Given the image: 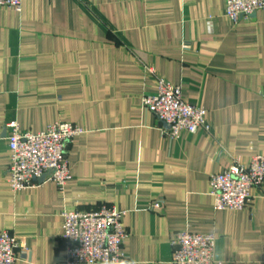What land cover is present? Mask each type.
<instances>
[{"label": "crops", "instance_id": "0c3cea01", "mask_svg": "<svg viewBox=\"0 0 264 264\" xmlns=\"http://www.w3.org/2000/svg\"><path fill=\"white\" fill-rule=\"evenodd\" d=\"M226 0H24L0 7V233L15 264H59L65 211L125 212L123 264H172L178 231L216 237L212 264H264V184L241 211L216 210L210 176L264 155V12L233 23ZM206 110L208 132L168 135L142 105L157 81ZM83 129L63 191L14 193L8 124ZM159 204V207H154Z\"/></svg>", "mask_w": 264, "mask_h": 264}, {"label": "built area", "instance_id": "2783aa9c", "mask_svg": "<svg viewBox=\"0 0 264 264\" xmlns=\"http://www.w3.org/2000/svg\"><path fill=\"white\" fill-rule=\"evenodd\" d=\"M24 0H0V7L21 11ZM264 12V0H226L225 15L233 23L241 18ZM157 120L166 125L168 135L178 138L182 132H208L206 110L182 99L179 87L157 81V92L142 98ZM8 183L14 192L33 188L46 174L63 191L70 180L66 158L67 145L84 131L66 122H55L37 134L20 133L15 123L8 124ZM264 184V155L250 157L247 166L233 163L210 176L209 194L216 210L241 211L251 202L250 191ZM158 208L159 204H154ZM125 212L102 205L92 211H65L62 214L61 238L64 259L59 264H123L122 245L127 237L122 219ZM216 237L188 230L178 231L172 241V264H212ZM18 238L6 231L0 233V264H15Z\"/></svg>", "mask_w": 264, "mask_h": 264}, {"label": "water", "instance_id": "95a60500", "mask_svg": "<svg viewBox=\"0 0 264 264\" xmlns=\"http://www.w3.org/2000/svg\"><path fill=\"white\" fill-rule=\"evenodd\" d=\"M48 177H49V174H46V175H44L43 177H41L40 179H38L37 181H38L39 183L44 182Z\"/></svg>", "mask_w": 264, "mask_h": 264}]
</instances>
